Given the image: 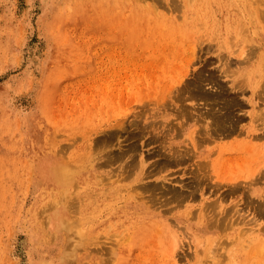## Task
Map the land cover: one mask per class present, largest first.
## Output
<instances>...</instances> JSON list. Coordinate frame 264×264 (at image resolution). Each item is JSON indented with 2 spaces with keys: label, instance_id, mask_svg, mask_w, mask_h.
<instances>
[{
  "label": "rangeland",
  "instance_id": "rangeland-1",
  "mask_svg": "<svg viewBox=\"0 0 264 264\" xmlns=\"http://www.w3.org/2000/svg\"><path fill=\"white\" fill-rule=\"evenodd\" d=\"M261 87L264 0H0V264H264V166L234 142L264 130ZM222 107L243 132L202 143L221 163L197 186L169 144Z\"/></svg>",
  "mask_w": 264,
  "mask_h": 264
},
{
  "label": "bare ground",
  "instance_id": "bare-ground-1",
  "mask_svg": "<svg viewBox=\"0 0 264 264\" xmlns=\"http://www.w3.org/2000/svg\"><path fill=\"white\" fill-rule=\"evenodd\" d=\"M223 57V56H222ZM222 57L220 58V60H222ZM224 59V58H223ZM225 61L223 62L224 63V65H228L229 63H228V59L226 58V59H224ZM225 69V68H224ZM225 70H227V69H225ZM229 71V70H228ZM227 71V72H228ZM231 72V71H230ZM227 74V73H226ZM230 74V73H229ZM236 74V73H235ZM234 74V75H235ZM236 76V75H235ZM235 79V78H234ZM202 85V84H201ZM200 85V86H201ZM196 87V86H195ZM262 88V87H261ZM198 94V92L196 91L195 92V94ZM260 96L262 95V96H264V88H262L261 90H260ZM194 105V104H193ZM231 105V104H230ZM194 107H196L195 105H194ZM226 107L228 108V106L226 105ZM230 107V106H229ZM185 108V107H184ZM223 108V107H222ZM181 109V108H180ZM186 109V108H185ZM224 109V108H223ZM258 109V108H257ZM187 110H189V109H187ZM190 110H192V109H190ZM196 110V109H195ZM221 109H218V111L219 112H213V113H216L215 115H214V117L212 116L211 118H209V120H206V121H204L201 125H203V126H201V127H203L204 128V131L202 132L201 130H200V128H196V127H194V128H192V129H190V139L188 140L189 141V143H191V147H189L188 145L187 146H185L184 147V149H180L179 147L180 146H172L171 144H169V148H170V151L172 152V153H170V154H172V157L173 158H175V159H177V161H178V159L180 158V157H182V158H185V156H190L192 153H193V155H191V156H195V157H201L200 159H198V160H196V163H194L195 165V178H194V176H193V178H194V180L196 181L197 180V178L199 179V180H201V178H203V179H205L208 175H207V172H214L215 174H217L216 173V170L218 169V165L221 163V160H220V158H221V155H218V157H212V154L215 152L214 151V149H211V147L212 146H207V145H203L202 143L203 142H211V143H213V142H216L215 140H218V139H222L223 137H225V136H227V135H229V136H232V137H237V136H239L243 131H246L247 133H246V137H250L249 139L247 138V139H234L235 141V144H244V145H246V144H248L247 146H248V148L243 152V153H240V154H238V155H236L235 157L236 158H238L239 160H242V161H245V158L243 157V156H248L247 154L249 153L250 155H254V156H256V157H253V156H251L252 158H250V162H252L253 161V159L256 161L257 159H259V166L258 167H256L257 169H259V167L260 166H264V142H262L261 144L260 143H257L256 141H253L254 139H262V138H264V130L262 131V132H260V133H256L255 131H258L259 129H261V127H258L257 126V124L256 125H249V126H247L246 128H244V130L242 131V132H239V133H237V134H235L234 135V132L232 133V131L235 129V124L232 122L233 120L231 119V117H232V114L230 113V111L229 110H227L226 112H225V109H224V111L223 110H221ZM262 109H260V111H261ZM182 111V110H181ZM191 112V111H190ZM261 112H263V111H261ZM181 113H183V112H181ZM211 114V113H210ZM256 115H255V117H254V119L253 118H251L252 120H255V119H258L259 117H260V112L259 113H255ZM206 115L207 114H205V119H207L206 118ZM261 116H263V115H261ZM204 119V118H203ZM263 119H264V117H263ZM201 120V119H200ZM258 120H260V119H258ZM199 121V115H197V119L195 120V123H194V125L197 123ZM241 121V120H240ZM119 123H123V122H120L119 121ZM167 123V122H166ZM168 124H169V126H168V128L170 129L171 127H173L174 129H177V125H174V124H172L171 122H169L168 121ZM175 126V127H174ZM167 127V126H166ZM179 128H181V127H179ZM262 128L264 129V126H262ZM182 129V128H181ZM240 129H242V127L240 128ZM203 130V129H202ZM238 130V129H237ZM188 133V132H187ZM229 138V137H228ZM167 140V139H166ZM168 141V140H167ZM171 142H173V140L172 141H169V143H171ZM235 144H233V145H235ZM190 145V144H189ZM212 145V144H211ZM201 147H203V148H201ZM104 150V149H103ZM192 152V153H191ZM95 153V152H94ZM90 155H92L91 153H89ZM121 154V153H120ZM169 154V155H170ZM62 155V154H61ZM95 155V154H94ZM122 155V154H121ZM168 155V156H169ZM96 156V155H95ZM190 156V158H192ZM90 157H92V156H90ZM100 157H102V156H100ZM99 157V158H100ZM104 157H106V156H104ZM170 157H171V155H170ZM194 157V158H195ZM94 158V157H93ZM111 159V158H110ZM110 159L108 158V160L110 161ZM169 160H170V158H168ZM186 159H188V158H186ZM168 160V161H169ZM185 160V159H184ZM105 161H107V158H105V160H104V163H105ZM176 161V162H177ZM179 161H181V160H179ZM183 161V160H182ZM102 162V161H101ZM112 162V161H111ZM110 162V163H111ZM169 162H171V160L169 161ZM99 164V163H98ZM102 164H103V162H102ZM102 164H99V165H102ZM92 165V164H91ZM71 166H73V165H69L67 162H65V160L64 161H62V160H60V159H54V158H52V159H45V160H43L42 161V163H41V165H40V174H41V176L43 177V178H50V179H53L56 183H55V185H57L58 186V188H60L62 191H66V189L69 187V186H71L72 185V183L74 182V179H75V175L74 174H76V172H74L73 170H72V167ZM74 167V166H73ZM142 168V167H141ZM142 170V169H141ZM140 170V171H141ZM77 171V170H76ZM142 172H144V171H142ZM140 174H142V173H140ZM144 174H145V176H146V173L144 172ZM143 174V175H144ZM150 174V172L148 171V175ZM261 174H262V171L261 170H259V171H257L256 173H254L250 178H249V181L247 182V184H249V183H253V182H255L256 181V179H260V177H261ZM260 175V176H259ZM259 176V177H258ZM144 178V177H143ZM203 179H202V181H203ZM193 180V181H194ZM198 181V180H197ZM197 181L196 182H194L195 184L197 183ZM199 182V181H198ZM202 184H203V182H202ZM201 184V185H202ZM220 184H222V183H220V182H218V185H220ZM197 185V184H196ZM198 185H199V183H198ZM197 185V186H198ZM74 186V185H73ZM141 186V185H140ZM143 186H145V184L143 185ZM142 186V187H143ZM154 186V185H153ZM157 186V185H156ZM155 186V187H156ZM195 186V185H194ZM227 186H228V188H229V191H234L235 189L236 190H238V188H239V183L238 182H236V183H234V182H231L230 180L227 182ZM148 187V186H147ZM158 187V186H157ZM160 187V186H159ZM196 187V186H195ZM164 188V187H163ZM143 189H145L144 187H143ZM143 189H141L142 191H143ZM154 189H156V188H154ZM153 189V192L155 191ZM160 189H162V187L160 188ZM165 189V188H164ZM197 189V188H196ZM199 189V188H198ZM68 190V189H67ZM139 190V189H138ZM148 190V189H147ZM157 190V189H156ZM159 190V189H158ZM166 190H169V187H168V189H166ZM175 190V189H174ZM61 191V192H62ZM149 191V190H148ZM152 190L150 189V192H151ZM160 191V190H159ZM196 191V190H195ZM161 192H163V191H161ZM191 192H192V190H191ZM190 192V194H192ZM252 192H254L255 194H257L259 197H262V195H263V192H264V189H260V191L258 192V189L257 190H255V191H253V188L251 189V192L250 193H252ZM61 194H64V193H61ZM69 194V193H68ZM174 194L175 195H177L175 192H174ZM195 194V193H194ZM193 194V195H194ZM253 194V193H252ZM179 195V194H178ZM202 195H203V193H202ZM66 196H68L67 194H66ZM65 196V197H66ZM70 196V195H69ZM60 197H62V195L60 196ZM59 197V198H60ZM64 198V197H63ZM63 198H62V200H63ZM55 199V198H54ZM61 199V198H60ZM67 199H69V198H66V200ZM61 200V201H62ZM219 199H216L215 201L213 200H211V202H205L201 207H200V210L201 211H203V213L204 214H200V216H201V218H203L204 216H206L207 215V213H209V211L207 212V208L210 206V209L212 210V209H214V208H216L217 206H218V204L216 203L217 201H218ZM63 202V201H62ZM67 212H68V207H67V205H65V204H62V205H60V210H58V212H56L55 213V216L52 218L53 219V222H54V224H55V226L57 227V226H61L62 225V223L64 222V218H65V216H66V214H67ZM216 213V212H215ZM207 220H210L209 221V224H210V226H212V224H214V225H217V226H219V223H220V219H218V218H216L215 217V219H214V221L213 220H211V219H209V218H207ZM216 222V223H215ZM68 225V223H65V226H67ZM251 230V232H254L255 231V229L254 228H251L250 229Z\"/></svg>",
  "mask_w": 264,
  "mask_h": 264
}]
</instances>
